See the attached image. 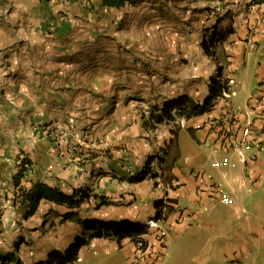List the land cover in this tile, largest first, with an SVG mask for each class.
Instances as JSON below:
<instances>
[{
	"label": "crops",
	"instance_id": "obj_1",
	"mask_svg": "<svg viewBox=\"0 0 264 264\" xmlns=\"http://www.w3.org/2000/svg\"><path fill=\"white\" fill-rule=\"evenodd\" d=\"M233 1L232 28L218 30L228 89L179 119L174 148L175 120L152 130L142 118L180 94L163 81L172 67L152 0H0V264H42L64 250L82 233L67 212L143 226L152 264H264V3ZM56 127L72 150L49 140ZM245 130L241 184L224 203L206 157ZM147 159L152 171L132 180ZM34 182L74 192L75 204L41 198L24 216L20 193ZM150 219L158 226L146 227ZM133 253L129 236L94 237L67 264H129Z\"/></svg>",
	"mask_w": 264,
	"mask_h": 264
},
{
	"label": "rangeland",
	"instance_id": "obj_2",
	"mask_svg": "<svg viewBox=\"0 0 264 264\" xmlns=\"http://www.w3.org/2000/svg\"><path fill=\"white\" fill-rule=\"evenodd\" d=\"M152 1V8L156 10L152 18H154L153 20L161 29L162 48L167 58H169L164 65L172 67V73L170 72L163 79L164 83L168 84L166 88H170L173 84V89L177 87L174 90H177L180 93L179 95L185 94L194 103H202L203 97L208 95L207 88L211 79V75L207 73L211 62L210 51H214L217 54V40L221 36L218 30L226 31L229 27L232 28V24L235 21L234 11L237 9L235 6L236 2L233 0ZM246 5L244 4L243 6L245 7ZM222 25H224L223 28L219 29ZM210 33H214L217 36L214 41ZM156 36L158 35L156 34ZM203 40L213 44L211 48H208V51L202 46ZM170 58L172 63H170ZM199 100L201 101L198 102ZM161 106L158 107L157 104L148 105L147 109L142 113L144 127L153 130L159 127V124H168L167 121L156 124L149 118L151 113L153 115L158 113V109ZM170 113L172 115L171 120H175V122L173 121L169 125V134L171 135L169 141L173 136L172 131H176L177 126L182 125L179 119L185 117V114H179L177 110H172ZM154 135L155 133H152L150 136L155 137ZM186 135L181 130L180 138L182 140H187ZM165 141H167L166 136L163 140L162 152L167 149ZM186 143H181V145H186ZM164 165L166 164L164 163L162 166ZM150 171H152L151 167Z\"/></svg>",
	"mask_w": 264,
	"mask_h": 264
},
{
	"label": "trees",
	"instance_id": "obj_3",
	"mask_svg": "<svg viewBox=\"0 0 264 264\" xmlns=\"http://www.w3.org/2000/svg\"><path fill=\"white\" fill-rule=\"evenodd\" d=\"M105 5L118 7L123 4L126 0H102ZM130 1V0H128ZM251 4H260L264 3V0H250ZM212 28V27H211ZM205 33V32H204ZM227 34V32H225ZM205 35V34H204ZM212 40L217 38L214 33H210ZM222 36V33L220 34ZM221 36L217 40L218 51L217 54L214 51H210V61H214L215 69L211 75L210 83L208 85V95L203 100L202 103H194L190 97L187 95H178L177 97L170 99L163 103V105L158 109V113L153 115L151 113L149 118L153 120L154 123H161L163 121H168L172 119L171 111L177 110L179 114H185V117H189L193 114H198L204 110H208L212 106V99L220 95L223 91L228 89L227 81L228 79L223 76V52L221 47V41L226 35ZM212 41V42H213ZM212 43H208L203 40L202 46L206 51L208 48L212 47ZM221 61V63H219ZM152 127V126H151ZM173 136L170 139V146L175 144V134L176 131H172ZM27 163V162H26ZM149 159L146 160L143 167L132 177L134 181H140L144 178L146 174L150 172ZM169 164H167V167ZM23 167L21 166L17 172L13 175V184L17 185L20 177L23 174ZM72 192L70 195H66L56 187H50L45 183L34 182L27 189L21 191V199L25 203L24 216L31 215L38 205V201L41 198L54 201L57 203H64L68 206H73L75 204V198ZM102 198L99 199V202L96 204H106V201H102ZM155 206V217H159L161 214L162 206L159 205V201L154 203ZM168 211V208L165 210V213ZM164 213V217H165ZM63 219H68L73 222L79 223L82 227V233L79 236H76L70 244L64 250H51L47 253L45 260L42 264H67L73 262L78 256V250L81 246L87 244L90 239L94 237L101 236H110L113 235L116 237V240L119 241L125 236H129L131 239L136 235H141L145 232V228L136 223L128 221L126 219L119 220H99V219H90V218H80L76 212H67L63 215ZM21 238H18L13 244L14 250L18 248ZM41 264V263H37Z\"/></svg>",
	"mask_w": 264,
	"mask_h": 264
},
{
	"label": "built area",
	"instance_id": "obj_4",
	"mask_svg": "<svg viewBox=\"0 0 264 264\" xmlns=\"http://www.w3.org/2000/svg\"><path fill=\"white\" fill-rule=\"evenodd\" d=\"M242 134V138L239 139L236 146L220 154L213 153L206 157L205 162L207 168L211 173L217 176L214 182V192L216 197L224 203L231 202V193L241 184L243 162L245 161L243 150L248 147V142L245 139L247 130L243 131ZM57 136H61L63 140L68 143V148L70 150L74 148V144L70 142L68 134L64 133L62 129L56 127L55 129L49 130L48 138L51 142L54 143ZM157 223L156 220L150 219L145 225L146 227H156L158 226ZM132 243L134 246V253L129 264H152L153 253L142 235L133 237Z\"/></svg>",
	"mask_w": 264,
	"mask_h": 264
},
{
	"label": "bare ground",
	"instance_id": "obj_5",
	"mask_svg": "<svg viewBox=\"0 0 264 264\" xmlns=\"http://www.w3.org/2000/svg\"><path fill=\"white\" fill-rule=\"evenodd\" d=\"M214 69H215V63H214V61H211V62H210V66H209V68L207 69V73H208L209 75H212Z\"/></svg>",
	"mask_w": 264,
	"mask_h": 264
}]
</instances>
